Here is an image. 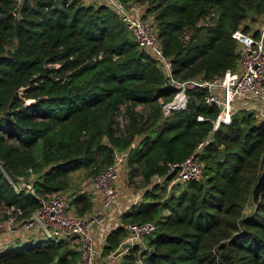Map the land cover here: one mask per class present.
I'll return each mask as SVG.
<instances>
[{"label": "trees", "instance_id": "trees-1", "mask_svg": "<svg viewBox=\"0 0 264 264\" xmlns=\"http://www.w3.org/2000/svg\"><path fill=\"white\" fill-rule=\"evenodd\" d=\"M146 12L175 77L210 78L235 68L231 33L248 32L242 22L262 16L264 0H153ZM206 17L210 23L198 25ZM174 92L104 4L0 0V207H19L21 219L38 206L35 195L16 192L7 178H28L29 169L35 193L47 196L68 187L69 173L84 168L95 175L114 152L136 143L128 174L137 172L146 188L152 176L167 174L168 163L194 153L203 163L200 181L173 185L174 175H167L120 215L123 224H156L144 238L143 264H264V190L256 206L251 201L262 168L264 120L237 110L213 131L218 109L204 103L200 88L188 91L185 109L163 117L161 107ZM139 105L148 112L135 111ZM71 205L79 215L92 208L84 194ZM124 235L122 227L112 230L101 256ZM61 242L4 250L0 264H77L78 251ZM135 251L118 264H136Z\"/></svg>", "mask_w": 264, "mask_h": 264}, {"label": "built area", "instance_id": "built-area-1", "mask_svg": "<svg viewBox=\"0 0 264 264\" xmlns=\"http://www.w3.org/2000/svg\"><path fill=\"white\" fill-rule=\"evenodd\" d=\"M95 1L97 4H104L119 17L137 46L155 61L166 83L174 88L171 101L161 107L164 116L185 109L188 91L200 88L204 90V103L218 109L212 121L213 131L222 125H228L237 110L252 112L260 120H264V14L258 20L259 27L254 31L244 32L236 29L231 33V38L236 42L234 69H226L222 74L210 78L198 75L194 78L178 79L173 74L170 59L163 54L153 22L143 17L140 9L142 4L133 0ZM209 21V17H206L200 20L198 25H208ZM181 39L186 41L188 34L183 32ZM135 144L132 143L124 151L114 152L112 163L84 184L80 194L87 195L94 202L90 215H79L75 211L71 205L74 195L62 191L47 196L35 193L32 186L34 176L30 169L28 178L19 177L12 180L7 177L16 192L24 191L35 195L38 206L18 222L14 221L12 215L18 217L21 214L19 207H2L7 217L0 219V252L14 238L34 237L38 241H69L75 244L78 251L77 264H118L122 257L134 248H137L134 253L136 264H143L142 253L147 251L144 238L153 234L155 222L123 224L120 221L122 213L115 219H110L111 208L118 202L123 191V167L130 149H133ZM171 174L174 177L170 184L198 182L202 178L203 163L194 153L180 163H168L167 174L152 176L146 188H150L152 184H161L165 177ZM141 197L142 195H137L132 204L140 201ZM119 227L123 228L125 235L113 251L106 257L101 256L106 236Z\"/></svg>", "mask_w": 264, "mask_h": 264}, {"label": "rangeland", "instance_id": "rangeland-1", "mask_svg": "<svg viewBox=\"0 0 264 264\" xmlns=\"http://www.w3.org/2000/svg\"><path fill=\"white\" fill-rule=\"evenodd\" d=\"M19 2H20V0H17L18 4H19ZM83 2H85V1L83 0ZM91 2L96 4V1H91ZM152 2H153V0L145 1L144 3H142V7L140 9L143 13L144 18L150 20L151 22H154L153 21V14L146 12L147 9L151 6ZM242 25L243 26L247 25L249 31H254V29L259 27V23L256 24V19L253 20V18L250 16L247 17L242 22ZM135 111H137L139 113H147L148 109L139 105V106L135 107ZM162 116L166 117L163 115V113H162ZM117 121L121 127L125 124L124 107L123 106H121L119 109V113L117 115ZM127 163L128 162L126 161V163L123 167V172H122L123 173V181H121L122 182L121 187L123 190L122 194H124V198H125L124 204H126L127 202H128V204L131 203L132 201L135 200V197L137 195H142V193L144 191V190H142L143 188L141 187L142 186L141 185V178L138 175V173L133 172V173H131V175L128 174L129 173V168H128L129 166ZM92 176H94V174H89L88 170L84 169V168H81V169H78L74 172L69 173L68 174V181H69L68 187L65 190H63L62 192H65L69 195H74L75 197L80 195L81 191L84 189V184L87 183ZM177 184H178L177 182L173 183V185H177ZM169 191H170V186L168 185L167 190L165 191L166 193L162 192L161 196L163 197L164 194H167ZM123 207H125V205ZM92 210L93 209L91 208V210L87 214L90 215ZM12 216L14 217L15 222H18V220H20L15 215H12ZM6 217H7L6 211L0 207V219L3 220V219H6ZM61 243L63 246H66L68 249L70 248V249L76 250V245L69 242V241H65V242H61Z\"/></svg>", "mask_w": 264, "mask_h": 264}, {"label": "crops", "instance_id": "crops-1", "mask_svg": "<svg viewBox=\"0 0 264 264\" xmlns=\"http://www.w3.org/2000/svg\"><path fill=\"white\" fill-rule=\"evenodd\" d=\"M85 4H95L91 1H95V0H84ZM97 4V3H96ZM262 16H258L256 18V24H258V20L261 18ZM257 29V28H256ZM255 30V29H254ZM124 194H121L120 196V199L118 200V202L116 204H114V206L111 208V212H110V219H115L116 217H118V215L120 213H123L124 211L128 210L130 208L132 204L128 202L126 204L125 203V200H124ZM91 203L94 204V202L91 200ZM125 205V207H123ZM123 207V208H122ZM35 242H38V240H36L34 237H17V238H14L10 243L6 244L3 249L1 250L4 251V250H7V249H10V248H13V247H17V246H20V245H23V244H29V243H35Z\"/></svg>", "mask_w": 264, "mask_h": 264}, {"label": "water", "instance_id": "water-1", "mask_svg": "<svg viewBox=\"0 0 264 264\" xmlns=\"http://www.w3.org/2000/svg\"><path fill=\"white\" fill-rule=\"evenodd\" d=\"M261 172L255 182V184L252 187V191H251V201L253 203V205H257L259 200H260V196H261V192L264 190V153L261 157ZM153 249H149V253H152Z\"/></svg>", "mask_w": 264, "mask_h": 264}]
</instances>
